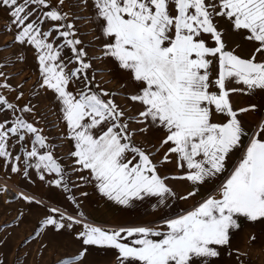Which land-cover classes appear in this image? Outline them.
I'll use <instances>...</instances> for the list:
<instances>
[{
  "label": "snow or ice",
  "instance_id": "6c2138e0",
  "mask_svg": "<svg viewBox=\"0 0 264 264\" xmlns=\"http://www.w3.org/2000/svg\"><path fill=\"white\" fill-rule=\"evenodd\" d=\"M91 2L105 38L103 56L114 58L138 82L137 92L129 97L140 105L134 115H128L112 94L92 86L94 77L88 76L92 64L63 10L65 0H57L56 7L53 0H0V8L8 9L17 30L14 42L32 46L37 54L39 86L50 90L58 102L65 138L72 142L68 153L72 171L87 170L89 175L79 178L88 182L91 177L100 193L120 205L145 196L159 197L163 204L175 193L167 177L159 174L152 154L135 143L137 132L163 130L157 149L166 146L161 163L176 157V167L183 170L178 178L195 189L188 197L196 195L197 185L227 171L226 162L234 151L241 155L216 195L164 218L159 227L105 229L65 216L57 208L50 210L53 215L44 225L58 231L82 226L77 234L82 245L117 250L118 264H208L209 258L218 256L216 246L228 244L230 229L239 227L238 217L264 218V127L249 135L239 116L250 109H234L230 101L232 93L264 90V61H257L255 54L242 58L227 50L216 23L217 18L227 19L233 30L258 43L256 53L264 52V0ZM45 23L50 25L47 31ZM206 35L215 46H209ZM65 50L71 55L65 57ZM213 59L218 68L215 79L210 71ZM231 81L246 88H229ZM3 89L12 91L0 82ZM23 95L20 92L15 99ZM6 110L11 119L0 121V159L5 166L15 173L23 171L25 177L34 169L41 181L67 191L66 162L56 157V145L44 130L25 118L33 107L13 103L0 91V113ZM215 115H223L224 120L215 121ZM130 122L138 128L134 130ZM244 137H248L246 145ZM17 145L20 154L14 155ZM47 174L55 178L48 181ZM86 252L85 247L61 264L82 261Z\"/></svg>",
  "mask_w": 264,
  "mask_h": 264
},
{
  "label": "rangeland",
  "instance_id": "374dc122",
  "mask_svg": "<svg viewBox=\"0 0 264 264\" xmlns=\"http://www.w3.org/2000/svg\"><path fill=\"white\" fill-rule=\"evenodd\" d=\"M53 6H59L57 0H53ZM62 7L69 13V20L75 25L77 37L82 41L81 46L88 53L92 64L88 76L89 79L94 77L92 86L95 88L98 85L112 94L111 98L128 115H134L140 105L132 102L129 97L137 92L138 82L131 78L128 70L119 67L114 58L103 56L105 38L94 19L91 0H65ZM49 27L45 23L43 30L47 31ZM16 31L11 24L8 9L0 8V71L4 73L0 82H6L12 89L11 92L6 89L0 91L13 103L33 107V112L25 114V118L42 128L56 145V157L62 163L66 162L65 181L68 190L41 181L34 169L29 170L28 177L24 176L23 171L12 172L11 166H5L3 159H0V264H61L62 260L80 253L85 247L87 252L82 261H73V264H118L117 250L82 245L81 239L77 238L82 226L73 224L72 228L66 227L58 231L54 226L44 225L46 218L53 215L50 211L52 208H57L65 216L81 218L84 222L105 229L138 226L155 228L162 224L164 218L191 210L204 198L217 194L218 186L228 176L241 152L234 151L230 155L226 162L227 171L212 181L197 185L196 195L188 197V193L195 189L191 182L178 178L183 170L176 167V157L172 155L170 162L161 163L166 146L157 152L164 136V132L157 129H149L146 134L137 132L134 141L152 154L159 174L167 177L166 183L175 195L167 197L165 203H160L159 197L145 196L133 198L128 205H120L100 193L96 181L91 177L88 182L81 180V175L89 174L87 170L83 173L72 171L71 160L68 158L72 142L65 138L58 102L50 90L46 91L39 86L41 74L37 54L32 46L14 42ZM70 55L65 50L64 56ZM211 68L217 74L215 59ZM227 86L233 88V81ZM20 92L24 95L17 101L15 97ZM256 100L258 101L234 102L233 93L230 94L234 109H241V105L242 108L248 105L247 108L250 109L239 116L249 135L264 127V102ZM253 105L254 108L251 107ZM216 116L217 121L224 120L223 115ZM6 119H11L8 110L0 113V121ZM130 126L134 130L138 128L135 122H130ZM242 139L246 145L248 137ZM12 152L14 155L20 154L19 145ZM22 162L21 160V166ZM54 178L55 174H47L48 181ZM8 183L14 185L20 195L6 201L4 193ZM24 196L30 199L25 200ZM56 215L58 218V214ZM237 219L239 227L230 229L228 244L216 246L218 256L209 258L208 264H264V218L256 221H249L244 217Z\"/></svg>",
  "mask_w": 264,
  "mask_h": 264
},
{
  "label": "crops",
  "instance_id": "0c3cea01",
  "mask_svg": "<svg viewBox=\"0 0 264 264\" xmlns=\"http://www.w3.org/2000/svg\"><path fill=\"white\" fill-rule=\"evenodd\" d=\"M216 23L219 30L223 33V40L225 42L227 50L234 51L235 54L239 55L242 58H250L255 54L257 61H264V52H255L256 48L259 47L258 43L245 39V34L243 32H237L233 30L230 22L227 19L217 18ZM205 39L209 46H215V42L211 39L210 36L206 35ZM210 71L211 79H215V70L212 71L211 68ZM233 88H246V86L237 84L235 81H233ZM211 90L215 91V88H212ZM256 99H259L260 102H264V90H255L254 92H248L247 90H245L242 92L233 93L234 102L244 103L247 101H258ZM245 106L246 108L248 107V105ZM242 107L243 106L241 105V108ZM216 117L217 116L215 115V121H217ZM151 130L154 131V129Z\"/></svg>",
  "mask_w": 264,
  "mask_h": 264
},
{
  "label": "bare ground",
  "instance_id": "6f19581e",
  "mask_svg": "<svg viewBox=\"0 0 264 264\" xmlns=\"http://www.w3.org/2000/svg\"><path fill=\"white\" fill-rule=\"evenodd\" d=\"M7 188L6 191L4 193V199L6 201L9 200V198H12L13 196H19L20 195V191L12 184L8 183L7 184Z\"/></svg>",
  "mask_w": 264,
  "mask_h": 264
}]
</instances>
